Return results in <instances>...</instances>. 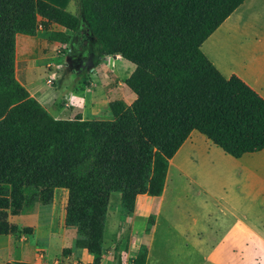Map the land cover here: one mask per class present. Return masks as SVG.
<instances>
[{"label":"trees","instance_id":"1","mask_svg":"<svg viewBox=\"0 0 264 264\" xmlns=\"http://www.w3.org/2000/svg\"><path fill=\"white\" fill-rule=\"evenodd\" d=\"M244 1L79 0L75 16L44 0H0V236L31 234L9 216L49 205L65 189L64 226L76 230L90 264H101L111 194L128 213L137 196L160 197L169 161L193 131L236 159L264 150V98L236 75L225 78L201 51ZM82 24L95 67L108 56L134 66L123 83L136 98L110 101V120L54 119L15 77L18 34L45 30L71 46L68 33ZM147 256L141 245L132 264Z\"/></svg>","mask_w":264,"mask_h":264},{"label":"rangeland","instance_id":"2","mask_svg":"<svg viewBox=\"0 0 264 264\" xmlns=\"http://www.w3.org/2000/svg\"><path fill=\"white\" fill-rule=\"evenodd\" d=\"M253 2V3H252ZM252 3V4H251ZM76 7V11H75ZM79 15V3L69 6V11ZM229 31H219L216 39L207 45L216 57L226 62L241 73L260 95L264 97V0H249L238 10L231 19ZM52 31H60L58 27ZM63 32V31H62ZM71 37V51L65 53L58 46L53 59V45L48 39V32L39 30L30 48H35L28 62V75L35 84L34 87L46 95L47 103L53 101V91L61 92L65 89L81 95L82 90H88L87 102L94 98L88 108L91 119L110 120L111 113L108 103L113 100H122L127 106L133 101L129 95L133 94L123 82L128 78L125 65L128 62L106 58L98 66H94L93 44L88 35L87 27L76 33H68ZM26 44H20L19 53L23 57ZM110 59V60H109ZM25 60L21 59V68L25 70ZM109 61L112 62L111 66ZM55 64V65H54ZM57 68V78L53 85H47L49 67ZM45 67V68H44ZM127 93V94H126ZM63 97L56 101L57 106L72 108L65 105ZM75 102H77L75 100ZM79 107V104L77 103ZM86 106V107H85ZM80 110L70 111L73 117ZM191 145L198 150L196 163L199 168L193 169L198 174L204 173L208 164V157L204 159L205 149L215 148L210 157L218 158L222 151L212 145L199 133L192 137ZM190 146V144H187ZM217 150V151H216ZM251 167L256 165V159H248ZM176 165L171 169L172 180L168 186L164 201L152 199L150 206L158 207L153 213H159V219L154 233L143 239L147 221L151 212H125L120 208V195L113 193L107 207L105 228L103 234V256L101 264H132V258L141 244L149 248L147 264H207L210 252V238L213 233V220L222 219L208 202V196L201 192L198 185L179 178L177 170L190 168L177 157ZM206 190L213 186L206 184ZM216 189V188H215ZM216 191H218L216 189ZM67 190L55 189L53 201L49 205L36 204L33 209L20 216H11L12 223L21 229L31 228V234H18L0 239V264L12 261H23L33 264H90L91 255L84 249L76 247L79 236L73 228L64 226ZM206 201V202H205ZM143 215V216H142ZM224 220V225H225ZM211 232V234H209ZM143 240V243L141 241ZM251 250L246 253L252 261L255 257ZM64 249L70 253L64 254ZM257 253V252H256ZM222 258H226L225 255ZM226 263V262H225ZM228 263V262H227ZM244 264H246L244 262Z\"/></svg>","mask_w":264,"mask_h":264},{"label":"crops","instance_id":"3","mask_svg":"<svg viewBox=\"0 0 264 264\" xmlns=\"http://www.w3.org/2000/svg\"><path fill=\"white\" fill-rule=\"evenodd\" d=\"M44 1L60 9H63L66 12L69 11V6L72 3L74 5H76V3L78 5L79 3V0H44ZM248 1L249 0H245L244 3L239 8H237L221 24V26L211 36H209V38H207V40L201 45V51L208 58V60L216 67V69L221 73V75H223L225 78H229L231 75H236L242 81H244L249 87H251L250 86L251 84L245 79V77H243L241 73L235 71L229 66L226 67L225 66L226 62L221 60L219 57L217 58L216 55H214L212 51L207 48V45L216 39V36L218 35V33H220L219 31H223V29L229 31L228 28L231 27H228V25L230 26L231 19L236 15L239 9L245 6V3H247ZM252 1L256 2L258 0H252ZM75 11H76V7H75ZM53 27H58L60 31L66 32L64 28H61L59 26L54 25ZM34 39L35 36L30 37L20 34L16 36L15 77L17 81L28 91L31 97H33L37 102H39L42 105V107H44V109L54 119H63V120L72 119L73 116L71 114L69 115V112L75 111L76 108H78L80 112L77 114H80L83 120H101V119H91L90 118L91 114L88 113V108L86 106H85L86 108H84V105L89 106L95 100L94 98H91L90 102L86 101V98L89 97V95H87L88 90L80 91L81 95H76L73 91H68L66 89L59 93L53 91V101L47 103L46 95L41 90L34 87L35 84L31 81V77L28 75L29 71L31 70L30 66L28 65V62L31 58L32 52L35 51L34 50L35 48L33 49L30 48V45L32 44ZM20 44H26L25 46H27L25 50L26 54L23 57H20V53H19ZM51 44L53 45V59H54L56 57L55 49L58 46H63V44L58 42H52ZM65 46L71 49V46L68 45ZM106 58H110V59L112 58V60L117 59V60H121L122 62H127L124 59H122L120 56H115V57L108 56L103 59L102 63ZM21 59H26L25 60L26 64L24 67L27 68L25 70L21 68V63H23L20 62ZM109 64L111 66L112 62L109 61ZM125 70L126 73H129L128 74L129 77L134 70V66L132 64L130 66L125 65ZM123 85L127 87L124 83ZM251 88L254 91H256L253 87ZM61 96L65 101L63 103H65L67 107L69 105H73L71 106L72 108H69L71 110L68 111L66 107H62V106L60 107L56 105V101L59 98H61ZM260 96L263 97L262 95ZM135 98L136 96L134 95V93L129 95L130 101H134ZM75 100L77 102H75ZM77 103L79 104V107L77 106ZM195 133L198 132L193 131L190 134L189 138L183 143V145L180 147V149L177 151V153L173 156L172 159L174 160L178 157V159H180V161H182L184 165L187 163L188 166H190V168H185L183 166L182 169L176 171L179 178L180 177L184 178L189 183L191 182L198 185L201 192H203L204 195L208 196V202L206 201L205 202L209 203L210 201V204L214 208L215 212L218 213V215H220L221 217H223L222 219L215 217V219L213 220V227H212L213 233L209 241L210 252L206 263L207 264H244L245 262L246 264H264V150L257 153L244 154L241 158L236 159L225 154L219 148L223 154L219 153L218 158H213L210 156L215 148L209 147L208 149H205L206 152H204V159L208 157V164L205 169L206 171L202 174H198V172L193 171V169L199 168L198 167L199 165L194 163H196L197 161L196 154L200 152H198V150L191 145V140L192 137L195 135ZM203 137L206 138L205 136ZM210 143L212 144V142ZM187 144H190V146H187ZM172 159L170 160L171 165L173 161ZM248 159H256L255 160L256 165H254V167H251L248 164L249 162ZM170 161H169V167L167 171L163 193L160 197H150V198H154V200H157L156 198H158V200L161 199L160 201H164L165 199L168 186L172 181V180L168 181V176L172 175L170 174L172 171L171 170L172 168L170 166ZM206 184L212 185L213 189L206 190V187H204L206 186ZM215 188L218 191H216ZM150 198L147 195L137 196L134 207L135 212L140 213L141 211V214L144 211L153 213V209L154 210L158 209V207L150 206L149 202H151L152 200ZM153 214L156 215V221L154 225L151 227L150 232L148 234L143 235V239L145 237L148 238L149 236H151L156 229V225L160 216L159 213H153ZM10 217L11 216H9V218ZM224 220L226 221L225 225H224ZM209 234H211V232ZM8 237L9 236H0V239L2 238L4 239ZM141 243H143V240L141 241ZM250 244L255 245V247L252 248V252L254 253L253 256H255L253 257L254 259L252 261L249 258V254L246 253L248 250H251ZM148 255H149V248H148ZM224 255L226 258H222Z\"/></svg>","mask_w":264,"mask_h":264},{"label":"built area","instance_id":"4","mask_svg":"<svg viewBox=\"0 0 264 264\" xmlns=\"http://www.w3.org/2000/svg\"><path fill=\"white\" fill-rule=\"evenodd\" d=\"M60 47L64 50L65 53H69L71 51V49L65 45L60 46ZM47 71H48V78L46 80V84L53 85L57 78V68L54 66H51L49 67V69H47Z\"/></svg>","mask_w":264,"mask_h":264},{"label":"bare ground","instance_id":"5","mask_svg":"<svg viewBox=\"0 0 264 264\" xmlns=\"http://www.w3.org/2000/svg\"><path fill=\"white\" fill-rule=\"evenodd\" d=\"M177 158L176 159H174L173 161H172V165H171V168H173L175 165H176V163H177ZM169 178H170V175H169Z\"/></svg>","mask_w":264,"mask_h":264}]
</instances>
